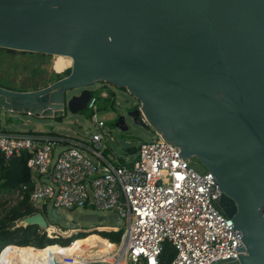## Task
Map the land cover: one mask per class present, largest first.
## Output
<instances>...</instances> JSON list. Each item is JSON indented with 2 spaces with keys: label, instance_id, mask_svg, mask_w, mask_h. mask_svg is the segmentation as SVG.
<instances>
[{
  "label": "water",
  "instance_id": "obj_1",
  "mask_svg": "<svg viewBox=\"0 0 264 264\" xmlns=\"http://www.w3.org/2000/svg\"><path fill=\"white\" fill-rule=\"evenodd\" d=\"M0 48L72 59L45 88L0 86V110L11 114L61 118L93 97L68 99L70 90L126 89L140 104L129 114L136 124L213 174L245 252L218 264H264V0H0ZM116 126L129 130L124 116ZM25 221L47 226L41 214Z\"/></svg>",
  "mask_w": 264,
  "mask_h": 264
},
{
  "label": "built area",
  "instance_id": "obj_2",
  "mask_svg": "<svg viewBox=\"0 0 264 264\" xmlns=\"http://www.w3.org/2000/svg\"><path fill=\"white\" fill-rule=\"evenodd\" d=\"M88 108L97 129L90 144L46 133L9 131L0 124V152L5 160L23 153L29 156L30 183L13 195L22 199L20 193L29 191V204L34 210L31 216L41 214L47 222L46 214L55 211L59 216V209L69 213L84 209L93 213L90 215L100 211L107 218L117 216V222L108 220L111 225L81 233L124 231L121 242L113 243L115 248L105 255L96 254L93 247L87 250L88 257L81 254L57 260L44 256L33 264H218L239 260L245 253L243 234L217 206L221 191L213 174L198 172L178 146L159 135L158 140L142 143L130 164L117 157L116 162L110 161L102 131L106 123L98 115L95 97ZM28 217L16 221L12 229L29 226L25 221ZM121 219L123 227L117 225ZM38 227L46 237L61 239V229L50 230L48 223ZM166 243L175 252L169 263L162 261ZM10 245L0 248V264H18L16 260L2 261Z\"/></svg>",
  "mask_w": 264,
  "mask_h": 264
},
{
  "label": "rangeland",
  "instance_id": "obj_3",
  "mask_svg": "<svg viewBox=\"0 0 264 264\" xmlns=\"http://www.w3.org/2000/svg\"><path fill=\"white\" fill-rule=\"evenodd\" d=\"M57 66L54 68V65ZM72 59L61 56L46 55L33 52H23L14 50L9 53L7 49L0 48V84L15 89H26L27 91H34L45 88L56 82L58 75L62 78L66 76L67 71H71ZM89 90L93 93L102 91V97L109 94V90L115 93V103L113 107L99 111L98 115L106 123L102 130L106 135L109 149L105 151L106 157L112 162L115 157L120 162L130 164L136 159V154L131 152L132 149H137L144 142L158 140V134L151 127L139 125L129 116L139 105L138 101L133 98L126 89L117 88L112 84L97 82L96 84L86 87L73 89L68 92V99L73 96L80 95L83 90ZM125 117L126 124L129 130L123 132L116 126L118 117ZM0 124L9 131L22 133H48L62 135L68 137L70 140L90 144L89 140L92 134L96 133L97 129L91 121V110L89 108L82 112L73 114L67 111L61 118L43 119L28 114H11L8 111L0 110ZM62 147H59L60 151ZM84 154L91 160H95L94 155L83 149ZM192 166L198 172H205L206 169L203 164L197 159H191ZM10 197V198H9ZM17 196L10 195L7 199L16 201ZM11 201V202H14ZM8 205H6L7 207ZM5 205L0 207V214L6 209ZM61 217L57 219L51 212L46 214L47 223L56 229H61L59 238H72L81 233L82 230L92 229L99 226L111 225L110 222H89L81 220L80 215H90L92 212L84 209H78L75 212H64L62 209L58 210ZM97 215L102 216L100 211ZM69 215L73 219H69ZM118 226H124V221L121 219ZM79 229V231H71ZM64 230V231H62ZM96 234L103 238L100 232L90 231L86 235L90 236ZM60 248L59 244H56ZM2 247V246H1Z\"/></svg>",
  "mask_w": 264,
  "mask_h": 264
},
{
  "label": "trees",
  "instance_id": "obj_4",
  "mask_svg": "<svg viewBox=\"0 0 264 264\" xmlns=\"http://www.w3.org/2000/svg\"><path fill=\"white\" fill-rule=\"evenodd\" d=\"M9 53H13L14 50H8ZM57 64L54 65V68ZM66 76L70 74V71L65 72ZM62 79L61 75H58L57 81ZM1 87L14 90V91H27L26 89H15L13 87H7L0 84ZM37 90V89H36ZM103 91V90H102ZM102 91L93 93V97L97 99V105L99 111L113 107L115 103V93L109 90L108 96L102 97ZM92 115V111H91ZM28 134H42V133H28ZM48 134V133H47ZM52 135V134H48ZM53 136V135H52ZM57 138H68L62 135L54 134ZM63 144L68 145L67 141H62ZM131 152L137 153V149H132ZM28 154L23 153L10 161H6L2 153L0 152V207L8 205L4 211L0 214V248L6 244H12L15 246L23 247L16 248L10 245L8 248H15L21 252H42L47 247L59 244L63 247H68L72 242L77 239H83L88 237L86 234H78L68 239H50L39 233V227L37 225H29L26 228L19 227L12 229L14 223L25 217L31 216L34 213L33 208L29 204V191H23L20 193L22 199L18 196L16 201L7 199V196L13 195V192L22 189L23 185H28L31 180V172L27 166ZM10 198V197H9ZM14 201V202H11ZM124 231L119 232H102L103 240L110 243H120L122 240ZM96 235V234H95ZM175 256L174 249L168 243L164 246L162 254L163 263H169Z\"/></svg>",
  "mask_w": 264,
  "mask_h": 264
},
{
  "label": "bare ground",
  "instance_id": "obj_5",
  "mask_svg": "<svg viewBox=\"0 0 264 264\" xmlns=\"http://www.w3.org/2000/svg\"><path fill=\"white\" fill-rule=\"evenodd\" d=\"M68 58L63 55H55ZM50 230H54V227H51ZM96 248V254L105 255L115 247L112 243L103 240L98 235L92 234L83 239H77L72 242L67 248H60L57 245H52L47 247L42 252H21L15 248H8L2 255V261L7 262L9 260H16L18 264H25L30 262L31 264L37 262L40 258L52 257L57 260H64L67 257H72L75 255L80 256L81 254L85 257H88L89 254L87 250L91 248ZM19 251V252H17Z\"/></svg>",
  "mask_w": 264,
  "mask_h": 264
},
{
  "label": "flooded vegetation",
  "instance_id": "obj_6",
  "mask_svg": "<svg viewBox=\"0 0 264 264\" xmlns=\"http://www.w3.org/2000/svg\"><path fill=\"white\" fill-rule=\"evenodd\" d=\"M66 77V76H65ZM64 78V77H63ZM139 106H140V104L135 108V109H137V108H139ZM68 110L66 109V112H67ZM133 111V110H132ZM140 119H143V121H145L146 122V120H145V118H144V116L142 115V113L140 114V117H139Z\"/></svg>",
  "mask_w": 264,
  "mask_h": 264
}]
</instances>
